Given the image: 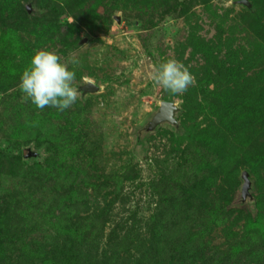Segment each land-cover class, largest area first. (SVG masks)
<instances>
[{"label":"rangeland","instance_id":"rangeland-1","mask_svg":"<svg viewBox=\"0 0 264 264\" xmlns=\"http://www.w3.org/2000/svg\"><path fill=\"white\" fill-rule=\"evenodd\" d=\"M41 48L98 91L26 100ZM0 264H264V0H0Z\"/></svg>","mask_w":264,"mask_h":264},{"label":"clouds","instance_id":"clouds-1","mask_svg":"<svg viewBox=\"0 0 264 264\" xmlns=\"http://www.w3.org/2000/svg\"><path fill=\"white\" fill-rule=\"evenodd\" d=\"M75 60L62 61L60 55L51 49L35 51L21 75L19 89L26 100L38 109L53 107L64 111L79 98L74 86L76 73L69 68ZM151 79L155 86L162 87L170 94L179 95L195 83L189 68L182 62L170 58L152 71Z\"/></svg>","mask_w":264,"mask_h":264},{"label":"water","instance_id":"water-1","mask_svg":"<svg viewBox=\"0 0 264 264\" xmlns=\"http://www.w3.org/2000/svg\"><path fill=\"white\" fill-rule=\"evenodd\" d=\"M120 21V18H117ZM77 91L81 94V97L85 99V96L89 93H95L99 87L87 80L83 83L76 85ZM181 111V108L174 101L161 100L156 110L153 112L149 120L144 126L138 128V139H144L145 136L154 132L160 125L169 124L175 128L176 132L182 130L177 118V114ZM27 159H42V150H35L33 146H30L25 153Z\"/></svg>","mask_w":264,"mask_h":264},{"label":"trees","instance_id":"trees-1","mask_svg":"<svg viewBox=\"0 0 264 264\" xmlns=\"http://www.w3.org/2000/svg\"><path fill=\"white\" fill-rule=\"evenodd\" d=\"M142 149H145V146H143Z\"/></svg>","mask_w":264,"mask_h":264}]
</instances>
